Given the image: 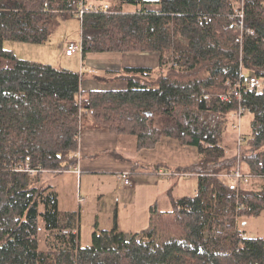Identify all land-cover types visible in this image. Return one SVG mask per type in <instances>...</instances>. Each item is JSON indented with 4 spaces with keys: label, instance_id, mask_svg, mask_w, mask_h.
<instances>
[{
    "label": "trees",
    "instance_id": "16d2710c",
    "mask_svg": "<svg viewBox=\"0 0 264 264\" xmlns=\"http://www.w3.org/2000/svg\"><path fill=\"white\" fill-rule=\"evenodd\" d=\"M236 4L243 19L232 20ZM73 18L83 58L154 53L160 76L151 81L153 70L126 68L113 79L125 90L85 92L83 69L22 60L4 47L5 40L45 44ZM241 23L242 45L234 26ZM241 74L264 80V0H0V264H264V239L240 229L242 219L264 213V92L243 96L253 117L248 133L236 128L239 102L221 99ZM87 129L133 139L135 152L163 138L197 148L198 163L175 173L194 175L197 190L182 198L171 191V210L153 207L147 230L126 233L116 224L81 248L76 215L60 211L44 179L72 172ZM26 165L36 174L20 171ZM238 170L262 179L237 191L222 176ZM42 231L55 239L45 251Z\"/></svg>",
    "mask_w": 264,
    "mask_h": 264
},
{
    "label": "rangeland",
    "instance_id": "374dc122",
    "mask_svg": "<svg viewBox=\"0 0 264 264\" xmlns=\"http://www.w3.org/2000/svg\"><path fill=\"white\" fill-rule=\"evenodd\" d=\"M113 3L115 0H107ZM91 3H95L92 1ZM235 13L239 14L241 4H236ZM240 8V9H239ZM127 11H134L127 8ZM236 17V16H232ZM238 32H240L237 29ZM241 32L239 33V36ZM81 22L73 18L61 23L49 41L45 44H29L5 40L4 47L12 51L18 58L26 61L41 62L53 65L57 68H64L80 72L82 64V53H75L67 57L66 49L71 43L81 44ZM88 55V54H87ZM123 55V62L127 66H138L153 70L151 81L156 80L161 73L160 57L154 53H126ZM170 65V64H169ZM120 70H111L108 74L115 75ZM101 74V73H99ZM252 115L247 113L242 119V133H248L251 128ZM237 151L235 147L230 150L231 155ZM139 182L136 193L128 192L123 186L122 177L112 176H84L73 173L48 174L45 176L46 185H52L60 197V211L76 215L77 232L80 235L79 245L86 248L92 243V235L95 231L112 230L117 224L121 231L126 233L140 232L147 230L150 224L151 209L158 207L161 211L171 210V202L166 184L160 178L146 180L137 175ZM195 180H189L180 184L178 189L173 191V196L182 198L194 194ZM160 184V187L157 184ZM194 183V185H193ZM164 193V195H162ZM161 199H155L161 196ZM244 220V221H243ZM246 223V227H243ZM41 226L42 223H41ZM240 229L244 230L248 237L264 239V213L259 217H250L240 221ZM48 234L40 233V244L42 250H48Z\"/></svg>",
    "mask_w": 264,
    "mask_h": 264
},
{
    "label": "crops",
    "instance_id": "0c3cea01",
    "mask_svg": "<svg viewBox=\"0 0 264 264\" xmlns=\"http://www.w3.org/2000/svg\"><path fill=\"white\" fill-rule=\"evenodd\" d=\"M122 58L123 55L121 54L90 53L86 55L82 60L80 69V71L83 68L86 70L82 91L125 90L127 88L126 82L115 81L113 79L116 75L108 74L111 70L115 72V70L122 71L126 68L138 67L125 65ZM134 148L133 139L124 138L122 142H119L118 137L107 129H87L82 132L80 138V150L77 154L79 163L70 173H76L81 179L84 176L102 175L114 178L122 177L123 179V175L128 174L131 185L126 186L123 181V186L133 194L136 193L139 186L137 175H140L139 179L143 177L146 180L160 178L166 183L164 187L168 190L169 199L171 191L173 194V191L178 189L181 183L185 185V182L192 179L195 180V185L193 183L194 190H197L198 180L194 175L189 178L174 176L176 170L187 169L198 163L197 148L182 146L177 140L171 138H163L153 150L135 152ZM107 152H115L117 156L107 155ZM135 162L144 165V168L135 172ZM158 165L161 167L156 169ZM164 173L170 175L163 176ZM157 186L160 187V184L158 183ZM162 195L156 196L155 199L160 200Z\"/></svg>",
    "mask_w": 264,
    "mask_h": 264
},
{
    "label": "built area",
    "instance_id": "2783aa9c",
    "mask_svg": "<svg viewBox=\"0 0 264 264\" xmlns=\"http://www.w3.org/2000/svg\"><path fill=\"white\" fill-rule=\"evenodd\" d=\"M91 8L94 11L98 10V7H94L91 6ZM88 11V9H86V7L82 4V9L80 11V18L83 19L84 14ZM239 14H236L234 16L236 17H240L241 19H243V10H239ZM232 20H235L234 17H232ZM234 26L241 32V35L238 37L237 39V43L242 45L243 43V31H244V27H243V23H241V25H237L234 24ZM250 34H253V32H250ZM84 50V46L83 43L81 42V44H76V43H71L68 48L66 49V54L68 56H73L75 53H83ZM173 66H177V64H173ZM83 71H86L85 68H83ZM264 92V80L258 78L256 75H242L240 76V80L231 87V89L227 92V94H224L221 99L224 102H229L232 99H236L239 102V109L238 112L234 115V118L237 120V126L236 128L240 131L241 130V126H242V119L243 117L248 113V111L246 110V108H244L242 106V101H243V96L246 93H250V94H263ZM242 142V140L240 139L239 144ZM20 171H27L29 172L31 175H35L36 171L31 170L30 167L28 165H26L25 167H21ZM78 172V171H76ZM164 176L167 175V173L163 174ZM170 175V174H168ZM178 176H182L185 178H189L190 176H193L191 174H176ZM198 177V176H197ZM224 179H230L232 181V183L234 184L235 188L237 189V191L240 190L241 185L244 183L246 185H251L253 180H255L256 178L258 179H262L264 180V177L260 178V177H256L253 175H244L242 174L239 170L234 173L233 175L227 176V175H223L222 176ZM123 181L124 184L126 186H130L131 185V180L129 179L128 174H124L123 175ZM241 207V206H240ZM241 238H245L246 234L245 233H241L240 234Z\"/></svg>",
    "mask_w": 264,
    "mask_h": 264
}]
</instances>
